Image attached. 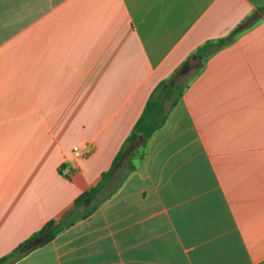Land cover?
<instances>
[{"label": "crops", "instance_id": "0c3cea01", "mask_svg": "<svg viewBox=\"0 0 264 264\" xmlns=\"http://www.w3.org/2000/svg\"><path fill=\"white\" fill-rule=\"evenodd\" d=\"M70 206L9 264H264V0H0V258Z\"/></svg>", "mask_w": 264, "mask_h": 264}, {"label": "trees", "instance_id": "16d2710c", "mask_svg": "<svg viewBox=\"0 0 264 264\" xmlns=\"http://www.w3.org/2000/svg\"><path fill=\"white\" fill-rule=\"evenodd\" d=\"M234 35V32L225 38H220L217 40H211L207 41L204 44L200 45L195 49L193 56L198 59L199 64L196 67V71H198L202 64L204 63L207 56H209L212 52L217 50L218 48L226 45V43L229 41L230 38ZM168 81H171V85L168 87L167 96L173 95L175 92H180L182 90V87L180 83L175 82V80L168 79ZM166 82V81H165ZM163 82L162 85L165 83ZM166 113L164 106L161 103L153 102L152 99L147 101L141 115L137 119L130 135L128 136L129 140H135L137 137L141 136L144 138V141H147L151 138L153 133L158 130L166 121ZM114 168V165H113ZM106 174H103V177H105ZM100 183L91 187L90 189L84 191L81 193L74 201L75 207H79L87 202H89V207L84 210V212L81 214V217H86L89 215L97 206L102 202V199L98 200L96 204H94L95 199L97 198L98 192L100 190ZM73 214V211L71 212ZM71 214L66 216L65 218L61 219L57 224H54V221H48L44 227L36 234H34L30 239L23 242L22 244L17 247V249L13 250L8 255L0 258V264H9L11 261L17 259L22 255L20 252L21 248L24 247L28 242L44 233L47 232L49 234L48 239L55 236L58 232H60L63 228L68 226L70 223L73 222V219H71Z\"/></svg>", "mask_w": 264, "mask_h": 264}, {"label": "water", "instance_id": "95a60500", "mask_svg": "<svg viewBox=\"0 0 264 264\" xmlns=\"http://www.w3.org/2000/svg\"><path fill=\"white\" fill-rule=\"evenodd\" d=\"M188 65L187 63H185L182 67V71H185L187 69ZM73 208V206H70L64 213L61 214V218L65 217L68 212ZM58 220L54 221V224H57ZM49 236V234L47 232H44L42 234H40L39 236L33 238L30 242L29 245L30 246H35L38 245L39 243L43 242L47 237Z\"/></svg>", "mask_w": 264, "mask_h": 264}, {"label": "rangeland", "instance_id": "374dc122", "mask_svg": "<svg viewBox=\"0 0 264 264\" xmlns=\"http://www.w3.org/2000/svg\"><path fill=\"white\" fill-rule=\"evenodd\" d=\"M195 72V68H194V65H192L188 70H187V73H186V76L183 78L182 82H186ZM181 82V83H182Z\"/></svg>", "mask_w": 264, "mask_h": 264}, {"label": "built area", "instance_id": "2783aa9c", "mask_svg": "<svg viewBox=\"0 0 264 264\" xmlns=\"http://www.w3.org/2000/svg\"><path fill=\"white\" fill-rule=\"evenodd\" d=\"M73 153H74V155H75L76 157L80 155V152H79V149H78L77 146H74V147H73Z\"/></svg>", "mask_w": 264, "mask_h": 264}]
</instances>
